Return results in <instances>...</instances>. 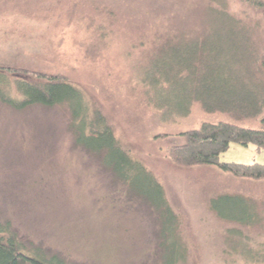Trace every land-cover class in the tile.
I'll list each match as a JSON object with an SVG mask.
<instances>
[{
  "label": "rangeland",
  "instance_id": "rangeland-1",
  "mask_svg": "<svg viewBox=\"0 0 264 264\" xmlns=\"http://www.w3.org/2000/svg\"><path fill=\"white\" fill-rule=\"evenodd\" d=\"M209 7H225L264 49V9L245 0H0V66L63 74L97 99L119 140L166 190L178 217L179 264H264V180L182 168L168 157L181 132L228 116L196 105L189 117L167 121L140 83L153 39L202 31ZM70 123L64 106L19 111L0 101V225L27 250L70 264H164L160 218L76 147ZM160 133L169 136L155 139ZM220 160L264 164V150L232 144ZM221 194L252 198L259 221H222L209 204Z\"/></svg>",
  "mask_w": 264,
  "mask_h": 264
},
{
  "label": "trees",
  "instance_id": "trees-1",
  "mask_svg": "<svg viewBox=\"0 0 264 264\" xmlns=\"http://www.w3.org/2000/svg\"><path fill=\"white\" fill-rule=\"evenodd\" d=\"M245 1L253 9H264V0ZM205 15L202 31H180L153 39L140 79L146 103L161 111L167 121L189 117L196 105L209 115L219 113L230 119L204 121L198 128L181 132V143L167 150L177 166H207L237 179L264 180V164L220 160L232 144L264 150V49L251 29L225 7H209ZM0 101L19 111L57 105L69 110L76 147L98 157L128 188L130 196L153 208L161 222L164 264H179L178 217L166 190L131 147L119 140L114 123L96 98L63 74L0 66ZM258 119V127L242 125ZM168 136L160 133L155 139ZM209 204L228 224L251 228L260 218L258 203L241 194H221ZM0 264L70 263L55 254L48 257L27 250L7 224L0 225Z\"/></svg>",
  "mask_w": 264,
  "mask_h": 264
}]
</instances>
